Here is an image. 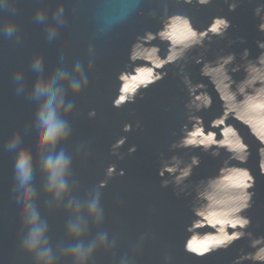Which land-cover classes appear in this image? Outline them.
<instances>
[{
  "label": "water",
  "instance_id": "obj_1",
  "mask_svg": "<svg viewBox=\"0 0 264 264\" xmlns=\"http://www.w3.org/2000/svg\"><path fill=\"white\" fill-rule=\"evenodd\" d=\"M232 2L238 5L234 12L228 10ZM61 4L65 23L58 28L56 39L49 42L45 25L34 21V13L37 8L46 9L51 23L53 12ZM260 5L264 0H212L207 6L195 0L191 4L184 0H17L14 18L21 33L20 43L0 35V264H33L20 249L22 227L13 193L16 153L5 150V143L15 132L19 131L22 143L32 149L34 186L40 193L39 205L49 222L53 244L65 239L67 219L63 208L49 211L46 207L37 133L34 128L25 131L32 122L35 104L25 95H17L14 72L24 70L30 89L36 79L30 62L37 53L44 58L45 74L59 66L71 69L76 60L87 71L90 44L96 50L94 67L88 88L79 97L68 95L75 101L69 118L73 134L62 147L73 155L78 195L83 196L94 185H103L102 229L110 239L115 236L116 244L111 250L98 251L92 264H121L125 256L129 264H165V254L172 256L171 264H233L238 257L237 264H264V238H260L264 237V49L257 46V41L264 40V33L257 28L260 16L254 15ZM260 15L264 16V10ZM218 16L231 21L223 38L210 32L213 18ZM184 17L198 33L207 34L201 37L207 47L194 48L181 62L193 83L199 85L191 94L190 121L185 107L188 90L179 68L168 65L163 80L143 89L146 81L142 74L159 71L157 57L150 45L142 44L133 52L132 61L129 59L132 43L145 32H163L164 39L158 36L151 42L160 48L162 58L170 45L180 47L190 42L193 37L187 33ZM207 36H212L211 42ZM245 48L249 53L242 55ZM230 53L236 56L228 60ZM200 54L202 62H207L204 76L202 64L195 62ZM139 91L142 98L138 95L135 103L119 109L113 106L121 95L128 97ZM205 94L212 101L208 108H203ZM92 110L94 117L89 116ZM125 123L133 125L131 132H123ZM184 126V137L192 142L189 149L170 151ZM121 136L127 141L118 150L123 159H118L111 146ZM81 144L85 149L76 155V147ZM132 145L137 151L129 155ZM204 148L217 152V157L202 151ZM160 153L164 159L177 155L185 162L199 156V166L185 181L187 194L177 196L173 185L161 187V180L171 177L167 173L159 176ZM113 164L117 175L109 177L108 169ZM182 169L183 165H178L176 174L182 176ZM120 170L123 176L118 174ZM208 178L213 179L198 184ZM253 180L254 188L249 190L254 192L252 207L242 213L251 218L248 231L252 237L235 242L227 250L198 255L197 248L214 246L207 242L221 235L220 229L231 234L234 209ZM95 232L93 228L89 236Z\"/></svg>",
  "mask_w": 264,
  "mask_h": 264
},
{
  "label": "clouds",
  "instance_id": "obj_2",
  "mask_svg": "<svg viewBox=\"0 0 264 264\" xmlns=\"http://www.w3.org/2000/svg\"><path fill=\"white\" fill-rule=\"evenodd\" d=\"M200 6H207L212 3V0H195ZM227 2V0H225ZM184 3L191 4L193 0H184ZM237 3L228 4V10L234 12L237 8ZM264 10V5L257 6L254 9V15L260 16L261 23L258 24V31L264 33V16L261 12ZM17 12V0H0V35L6 39L13 40L15 43H20L21 33L18 23L14 18ZM34 21L45 25L46 36L49 42L56 39L58 28L65 23L64 7L61 4L52 14L51 23L48 21L47 11L44 8H37L34 13ZM213 26L210 32L213 36L223 38L228 29L231 27V21L224 16L214 17ZM187 33L193 39L183 46H169L167 54L163 58L160 56V48L151 42L158 36L164 39L163 32L153 34L145 32L142 36H137L136 40L130 47L129 59L132 61L133 52L138 46L148 44L152 47L154 54L157 57L156 67L159 69L153 75L148 73L142 74V79L146 81L143 89H148L151 85L163 80L167 75L164 69L168 65H176L179 68V75L182 82L188 90V102L185 105L188 110V120L193 119L191 114L192 91L199 85L194 84L190 75L185 72L182 61H186L189 52L194 48H206L202 36L207 34L198 33L192 28L187 17L183 18ZM211 42L212 36H207ZM241 43L245 41L240 38ZM257 46L264 49V40L257 41ZM89 59L87 71L80 60H76L71 69L63 66L56 67L50 73L45 74L44 58L42 54H35L31 58L30 70L36 74V79L32 83L30 89L26 87L24 70L19 69L14 72L13 81L16 85L17 95H25L26 98L35 104V111L32 122L25 126V131L32 128L35 129L36 135V151L39 155V166L43 173V189L46 197V207L49 211L52 209L63 208L67 219L64 224L65 239L52 242L50 235V226L45 215H42L39 205L40 193L34 186L35 167L33 161L32 149L22 143V136L19 131L15 132L5 143V150L16 153L14 162V187L13 193L15 200L19 205V223L22 227L20 235V249L28 255L33 264H92V261L98 251H108L115 247L116 238H109L107 231L102 229L104 223L105 212L102 206V193L100 191L103 185L97 184L89 189L83 196L78 195L79 183L73 175V155L66 150L63 145H67L72 138L73 129L70 122V117L74 113L75 101L69 99L79 97L89 85V73L93 70L96 50L94 45L88 46ZM249 50L244 49L242 55H247ZM203 54L195 58L197 64H202L201 75L204 76V66L207 62H202ZM235 53H230L228 60L234 59ZM264 57V51L261 52ZM218 59H223L218 57ZM61 65L64 57L61 55ZM119 78V77H118ZM141 96L139 91L137 94L125 97L121 95L113 104L115 108H122L127 103H135L137 96ZM199 99V97H197ZM211 97L205 94L203 108L210 107ZM197 105V110H200ZM96 115L95 110L89 112L90 117ZM141 126L140 121H136V127ZM184 128L182 129L181 138L173 142L169 150L189 149L192 143L184 137ZM123 132L128 133L133 130L131 123H125ZM211 139V137H209ZM127 141L126 136L119 137L111 146L112 154L118 159H123V155L118 151ZM85 145L81 144L76 147V155L82 153ZM137 151L136 145L128 148V154L131 155ZM202 151L209 153L213 157H217L215 151L209 152L208 148ZM159 176L165 177L169 174L170 179H162L161 187L167 188L173 185V190L177 196L185 193V181H187L193 169L200 164L199 156H191L190 162H185L181 157L173 155L170 159H164V154L160 153ZM231 159V158H230ZM178 165H183V175H177ZM115 170V171H114ZM222 170V169H221ZM117 175L116 166L110 165L107 175L109 177ZM120 176L124 175V171L120 170ZM247 174V173H245ZM201 180L200 183H206L208 180ZM251 179V178H250ZM107 181H105V184ZM255 181L247 185L246 193L241 196V203L234 213L236 218L230 222V227L233 229L231 234H228L225 229H220L221 235L213 236L207 242L214 245L213 247L203 246L195 251L198 255L203 256L206 253H213L221 250H227L235 242L241 239L252 237V233L248 231L251 226V218L242 214L252 207L254 192L249 191L254 188ZM179 189V190H177ZM195 212V209H193ZM95 228V235L89 236L92 229ZM264 238V237H260ZM144 237H142V240ZM185 251H190V247H185ZM239 257L233 261L237 264ZM165 264H171L172 256L165 254ZM121 264H129L128 257L121 258Z\"/></svg>",
  "mask_w": 264,
  "mask_h": 264
}]
</instances>
